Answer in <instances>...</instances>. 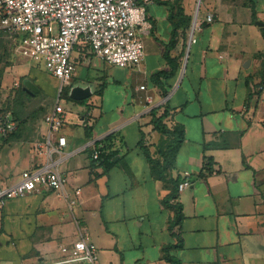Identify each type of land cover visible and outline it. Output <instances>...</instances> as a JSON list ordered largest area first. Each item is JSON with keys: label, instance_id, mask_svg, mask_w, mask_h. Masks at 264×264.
Wrapping results in <instances>:
<instances>
[{"label": "crops", "instance_id": "1", "mask_svg": "<svg viewBox=\"0 0 264 264\" xmlns=\"http://www.w3.org/2000/svg\"><path fill=\"white\" fill-rule=\"evenodd\" d=\"M148 20L142 71L129 69L141 80L133 92L107 96L106 63L75 48L71 85H106L77 111L67 108L61 153L39 147L48 128L34 112L26 116L27 136L0 132V187L51 163L68 190L82 188L73 206L48 187L0 206V264H54L81 228L97 245L98 264H170L169 245L180 264H264V0H156ZM159 70L174 72L161 77L164 88L153 81ZM166 105V124L182 129L184 139L163 181L143 146L163 159L171 138L154 128L151 111L161 107V114ZM210 142L225 147L205 149ZM95 151L109 159L96 160ZM205 156L213 158V172L202 176ZM185 171L192 185L170 201L184 213L171 228L174 210L165 199Z\"/></svg>", "mask_w": 264, "mask_h": 264}, {"label": "built area", "instance_id": "2", "mask_svg": "<svg viewBox=\"0 0 264 264\" xmlns=\"http://www.w3.org/2000/svg\"><path fill=\"white\" fill-rule=\"evenodd\" d=\"M156 0H0V36L19 41L31 58L44 62L46 71L61 82L60 90L44 121L48 131L39 147L46 146L50 155L61 153L67 137L61 129L68 122L70 111L61 103L62 94L71 86L77 66L72 57L76 47L90 50L103 63L142 71L145 56L143 36L152 28L148 7ZM214 16L207 14L206 21ZM264 89V86H260ZM140 89L146 90V85ZM148 101L151 95L146 96ZM17 121L7 114L0 121L4 136L13 133ZM57 139V143L55 140ZM94 158L99 157L95 151ZM67 179L57 168L47 163L21 172L20 179L0 187V206L8 200L27 196L48 187L61 193L75 205L82 188L68 190ZM192 185L190 171L183 173L178 190ZM61 258L54 264H98V248L88 232L81 228L71 244L62 245Z\"/></svg>", "mask_w": 264, "mask_h": 264}, {"label": "rangeland", "instance_id": "3", "mask_svg": "<svg viewBox=\"0 0 264 264\" xmlns=\"http://www.w3.org/2000/svg\"><path fill=\"white\" fill-rule=\"evenodd\" d=\"M103 69L110 83L107 96L115 95V90L122 91L123 95L133 92L135 86L141 82L138 75L131 73L127 68L106 64ZM87 71L85 68L79 69L78 73L85 75ZM100 75H103V71ZM24 78L30 79L41 90L33 87L38 93L31 96V92L24 90ZM116 80L121 84H114ZM60 85V80L46 71L44 62L31 58L26 50L19 46L17 39L10 36L0 38V121L7 114H11L18 123L14 133H18L20 137L28 135L31 125H27L26 116L29 117L28 114L34 111L38 117H45L56 101ZM61 103L73 112L81 107V104L70 101L63 95Z\"/></svg>", "mask_w": 264, "mask_h": 264}, {"label": "trees", "instance_id": "4", "mask_svg": "<svg viewBox=\"0 0 264 264\" xmlns=\"http://www.w3.org/2000/svg\"><path fill=\"white\" fill-rule=\"evenodd\" d=\"M253 13L255 14L254 10H253ZM174 35H175V32H174ZM2 37H5V36H0V38H2ZM175 43L176 42L173 38L171 40L170 44L167 45L166 56H167L169 62H172V58L170 57L169 51L175 45ZM173 73L174 72H167L164 70H159L153 74V81L155 84H157L161 88H164L163 84H162L161 77L168 78L171 75H173ZM22 81H23V84L25 86L24 90L27 93L31 92V91L34 92L35 94L38 93V91H35V89H34L35 87H38V86L35 85L33 82H31L30 79L24 78ZM105 85H106V82L100 83L99 87L96 91V94H101ZM262 86H264V85H262ZM38 89H39V87H38ZM68 91H69V87L62 94L66 99L73 101V102H76V103H79V104H84L88 101V99L81 100V101L74 100V99L69 97ZM160 108L161 107L154 108L151 111V115H152L151 123L154 125V128L156 130H158L159 132H161L164 135L171 138L170 141L168 142V144L166 145V149L161 150V156L163 157V159L154 158L151 155L149 148H147L146 146H143V147H144V151H145V154L147 156V159L151 163L152 172L155 175V177H157L158 179H161L163 181H167L168 179L166 177V173L169 169H172L174 167L173 162H174V159L176 157L178 148L181 145L182 140L184 139V133H183L182 129H180V128L171 129L166 124L165 118L167 116H169L167 105H166V109L161 114H159ZM222 147H225V146H223L220 142H210V143H207L205 145V149H218V148H222ZM205 157H206V162H205L204 170L202 172V176H206V175L211 174L213 172V165H212L213 164L212 163L213 158L211 156H205ZM103 158L109 159V156L106 157V155L104 153H100L99 157L96 160L100 159L102 161ZM180 181L181 180H173L172 181V183H174V185H175V190L173 191L172 194L167 196V198L165 199V204H167L169 207H171L174 210V216H173V219L171 220V228L174 227L175 225L179 224L181 222L182 218L184 217L183 205L181 203H171L170 202L172 199L177 198L178 185H179ZM170 247H171V245L165 246V248H164L167 260L170 262V264H180L179 261L173 255H170V253H169Z\"/></svg>", "mask_w": 264, "mask_h": 264}, {"label": "water", "instance_id": "5", "mask_svg": "<svg viewBox=\"0 0 264 264\" xmlns=\"http://www.w3.org/2000/svg\"><path fill=\"white\" fill-rule=\"evenodd\" d=\"M198 13H199V8L197 9L196 15H195V20L198 18ZM195 23V22H194ZM260 25H264V22H258ZM96 92L95 89V84L92 82L88 83H74L69 87L68 95L70 98L74 100H86L93 96ZM37 264H45L44 259L41 258Z\"/></svg>", "mask_w": 264, "mask_h": 264}]
</instances>
